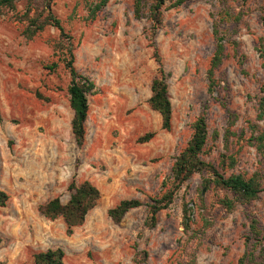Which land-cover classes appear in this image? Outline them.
Returning a JSON list of instances; mask_svg holds the SVG:
<instances>
[{
  "label": "rangeland",
  "instance_id": "1",
  "mask_svg": "<svg viewBox=\"0 0 264 264\" xmlns=\"http://www.w3.org/2000/svg\"><path fill=\"white\" fill-rule=\"evenodd\" d=\"M177 1L166 4L154 32L147 10L135 16L134 0H110L95 19L90 8L97 0H52L72 37L75 67L96 83L82 148L72 132L67 40L51 26L33 39L24 35L28 23L19 18L30 6L33 14L42 11L39 0H21L0 17V189L10 196L0 207V264H32L35 254L57 248L65 251L64 264H240L241 258L264 264V151L250 140L264 133V119L258 118L264 0ZM215 23L229 43L211 92ZM152 37L170 74L171 131L149 105L159 74ZM53 63L59 65L55 70ZM200 116L209 133L203 158L227 175H258L263 191L248 203L215 186L202 196L203 177L196 174L150 227L147 205L172 188L175 157ZM148 133L154 137L140 143ZM229 157L236 159L233 167ZM73 181L92 182L101 199L68 235L63 218H46L40 206L56 197L68 202ZM224 198L236 207L224 208ZM127 199L143 205L115 223L108 211ZM186 205L189 231L183 224ZM253 219L259 236L252 232Z\"/></svg>",
  "mask_w": 264,
  "mask_h": 264
},
{
  "label": "trees",
  "instance_id": "2",
  "mask_svg": "<svg viewBox=\"0 0 264 264\" xmlns=\"http://www.w3.org/2000/svg\"><path fill=\"white\" fill-rule=\"evenodd\" d=\"M21 0H0V17L4 15L7 9L15 10L17 3ZM31 4L36 0H27ZM43 5V10H36L33 14V8L30 6L27 11L19 18L20 21L28 23L24 35L28 39H33L38 34L42 33L48 26L57 28L61 31V35L68 43L63 45L64 49L69 53V56L64 58L66 67L71 75V83L69 86L70 106L74 111V118L72 120V132L75 142L79 148H82L86 141V121L89 114V95H93L96 91L95 81L82 73L75 67V54L72 37L69 36L62 25L60 18L52 10V0H39ZM110 0H97L90 8V17L95 19L98 12L103 10ZM172 0H134V14L139 19L144 16L147 10L149 19L152 22L153 31L159 28L162 23L163 9L166 4ZM184 1L178 0L177 5H181ZM150 4V6H148ZM229 19L232 15L226 14ZM239 20V17L236 18ZM226 21V18L222 19ZM214 36L216 39V50L212 57L211 66L208 70V79L210 82L211 92L215 91L216 87V70L222 64L225 58L226 45L229 43L227 35L224 34L220 28L219 23H215ZM154 36V35H153ZM152 37V46L154 47V58L159 65V74L153 80L151 85L152 95L149 99L150 107L158 112L162 117V127L164 130H172L173 106L170 96L169 77L170 74L164 68L159 49ZM58 63H53L50 67L55 70ZM259 120L264 119V97L260 99ZM1 115V111H0ZM208 125L205 116H200L192 124V134L187 142V145L177 154L171 169L170 183L172 188L167 191L162 197H157L148 203L150 217L147 224L154 227L158 221V214L168 208L173 202L176 192L183 187L194 175L200 174L203 177V186L201 195L204 196L212 186L232 192L240 202H251L258 198L263 191L259 176L254 175L246 178L242 174L227 175V171H220L213 163L207 162L204 158V151L208 142ZM154 137V133H148L139 138L140 143L149 142ZM251 142L259 141L258 149L264 151V133L259 137H253ZM230 167L236 164V159L229 157ZM225 164V161L223 160ZM222 168H226L222 165ZM225 170V169H224ZM70 198L68 202L63 203L60 197H56L40 206L41 213L50 220L63 218L67 234L72 235L77 227L82 226L91 210H93L98 201L101 199V191L90 181H85L78 184L73 181L69 185ZM10 196L7 192L0 189V207H5L8 204ZM221 205L233 210L236 207V201L224 198L220 200ZM143 204L138 199L122 200L115 207L108 211L109 217L115 222L120 223L128 212L133 209L141 207ZM189 207L186 205L184 210V227L186 231L191 229V217ZM192 216V215H191ZM252 232L255 236H259L261 231L258 227V221L252 220ZM2 238L0 236V243ZM256 245L255 247H257ZM264 250V247H262ZM65 251L61 248L49 249L44 252H39L34 255L32 264H64ZM240 264H245V259H240Z\"/></svg>",
  "mask_w": 264,
  "mask_h": 264
}]
</instances>
